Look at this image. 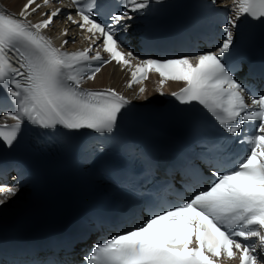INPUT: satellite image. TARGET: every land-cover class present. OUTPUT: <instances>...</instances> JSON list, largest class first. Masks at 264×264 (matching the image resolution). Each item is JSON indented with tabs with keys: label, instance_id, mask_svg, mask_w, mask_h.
Returning a JSON list of instances; mask_svg holds the SVG:
<instances>
[{
	"label": "snow or ice",
	"instance_id": "snow-or-ice-1",
	"mask_svg": "<svg viewBox=\"0 0 264 264\" xmlns=\"http://www.w3.org/2000/svg\"><path fill=\"white\" fill-rule=\"evenodd\" d=\"M53 2L61 0H27L19 17L0 9V110L15 121L0 125V143L12 147L25 122L43 129L59 125L111 133L129 101L114 89L84 91L81 84L114 61L131 70L130 88L150 72L159 74L161 87L166 81L183 82L185 87L172 93L175 99L197 102L223 132L244 145L232 166L215 171L204 188L182 202L156 205L139 223L95 243L85 255L86 264H224L237 254L239 264H264V89L250 92L224 62L234 46L237 21L264 18V0H232L229 11L235 18H226L215 50L140 59L134 66L138 58L124 49L118 33L127 32L130 25L124 21L133 18L129 13L146 9L149 0H120L125 10L112 14L110 23L97 19L104 7L101 0H71L79 21L73 14L65 18L102 41L75 52L62 51L42 34L61 9L41 13L46 18L36 23L28 19ZM68 43L64 40L61 47ZM101 47L109 59L99 54ZM93 61L97 66L88 68ZM19 190L0 183V205Z\"/></svg>",
	"mask_w": 264,
	"mask_h": 264
},
{
	"label": "bare ground",
	"instance_id": "bare-ground-1",
	"mask_svg": "<svg viewBox=\"0 0 264 264\" xmlns=\"http://www.w3.org/2000/svg\"><path fill=\"white\" fill-rule=\"evenodd\" d=\"M2 2L9 7L10 9L19 12L21 11L22 6L25 4L26 0H2ZM50 36L56 38L55 41L59 42L62 39L59 38V34L55 31L48 30ZM123 73H121L118 68L113 65H108L103 68L100 73L93 79L92 82L88 84L91 88H112L119 87L123 80ZM182 84H173L169 83L164 92H159L154 89L150 84L148 85L146 94L142 96V100H147L148 98L153 99L157 102L163 100V94L172 93L178 90ZM24 200V194L18 193L17 196L10 197L4 205H0V223L5 219L9 218L16 214L18 209L21 207ZM41 204H36V207H40Z\"/></svg>",
	"mask_w": 264,
	"mask_h": 264
}]
</instances>
